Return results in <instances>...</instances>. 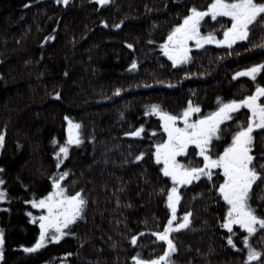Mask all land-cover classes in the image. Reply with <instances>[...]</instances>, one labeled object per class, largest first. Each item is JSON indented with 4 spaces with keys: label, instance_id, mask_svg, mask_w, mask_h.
Masks as SVG:
<instances>
[{
    "label": "trees",
    "instance_id": "1",
    "mask_svg": "<svg viewBox=\"0 0 264 264\" xmlns=\"http://www.w3.org/2000/svg\"><path fill=\"white\" fill-rule=\"evenodd\" d=\"M210 2L0 0V133L5 137L0 189L6 193L0 201L5 241L0 264H134V255L151 259L161 251L154 233L163 230L167 190L173 185L154 158L163 135L150 106L179 115L191 102L202 117L221 101L243 99L264 85V70L255 81L234 78L264 63V22L250 26L249 37L231 48L194 47L188 61L178 65L164 55L161 45L188 9L203 10ZM229 21L205 18L202 26L216 23L221 29ZM242 113L221 124L212 151L219 152L242 126ZM65 116L81 125V143L68 145L69 155L61 154L57 168L54 153L68 138ZM141 126L140 136L126 135ZM255 138L254 164L264 174V130ZM64 171L61 185L67 194L82 192L87 201L82 218L64 229L69 234L60 241L26 253L21 245L30 247L39 238V210L28 201L46 196L52 191L50 177ZM213 181L201 177L178 189L176 207L191 215L188 228L171 234L177 248L173 264L246 260L242 238L247 232L233 226L229 233L221 226L227 204L215 190L220 182L215 172ZM250 204L264 216V180L254 183ZM228 235L236 248L227 244ZM249 242L264 251V231L258 228Z\"/></svg>",
    "mask_w": 264,
    "mask_h": 264
},
{
    "label": "snow or ice",
    "instance_id": "2",
    "mask_svg": "<svg viewBox=\"0 0 264 264\" xmlns=\"http://www.w3.org/2000/svg\"><path fill=\"white\" fill-rule=\"evenodd\" d=\"M64 4L68 0H62ZM101 5L107 4L109 0H97ZM206 17H211L213 21L218 18H230V26L223 30V39H217L209 32L206 35L201 32L202 22ZM264 22V0H211L206 9H198L195 5L188 9V14L183 16L182 23L177 24L168 34L167 39L161 45L164 55L172 61L173 65L187 62L189 59V41L195 42V47L201 48L204 44H224L229 48L238 40H245L249 37L250 26L255 23ZM120 27V25H115ZM132 47L131 44L128 45ZM135 68V62L130 66ZM264 70V63L254 64L251 67L238 71L235 77L247 76L253 81L257 78V73ZM117 89V93H119ZM59 98L60 93H55ZM264 85L257 84L255 91L240 100L221 101L219 107L210 115H205L200 119L189 121V117L194 112H199V107H193L191 102L183 110L182 115H172L164 112L158 105H151V113L158 115L164 132L167 134V140L155 145V159L157 163L163 162L161 172L165 177H170L173 186L167 190V206L171 209L172 215L164 225L162 231L154 233L159 241L166 243L167 247L163 254L151 259L141 258L140 255L131 257L134 264H172L171 254L177 251V248L170 238V233L186 229L190 224V213H185L182 220L177 221L176 206L181 199V194L177 191L178 185L191 184L198 181L201 177H206L213 181V169L221 170L223 181L219 183L215 190L220 194L227 204V212L223 219L222 227L232 233V226L239 225L246 230L247 235L243 236L242 243L247 249L246 260L244 264H264V251L252 247L249 237L257 232V228L264 231V216L258 214V210L250 204L251 189L258 179L264 180V174L257 171L254 164L253 148V130L259 128L264 130ZM220 100V98H217ZM241 107H246L250 111L247 120V126H241L238 131L232 135L229 143L222 152L213 154V138H219L221 133V124L224 121L232 120L230 115ZM148 114L147 112L145 113ZM67 121L68 138L66 144L59 146L58 152L54 153L57 159L56 167L59 168L63 163V157H68V145H79L80 128L79 123H75L70 117L65 116ZM183 120L184 127L177 126V121ZM143 126L137 128L134 132L126 133L130 136H140ZM5 140L4 134L0 133V146ZM189 145H195L199 150L197 155L203 158L202 166H184L181 165L176 157L184 153ZM144 153L136 156V160L142 159ZM2 171V169H0ZM68 175L64 171L59 178L53 174L52 191L41 199L28 201L32 207L45 210V213L39 217V238L35 243L26 247L21 245L26 253H34L49 242H58L62 237L68 235L69 225L73 224L78 218H82L87 201L82 192H75L72 195L67 194L61 181ZM5 181L0 179V185ZM6 199V193L0 189V201ZM31 216V213H29ZM174 221H177L175 224ZM51 230V231H50ZM142 235V234H139ZM227 244L233 248L237 247L232 235L226 237ZM4 233L0 229V259H3ZM131 243L137 244V236L131 237Z\"/></svg>",
    "mask_w": 264,
    "mask_h": 264
},
{
    "label": "rangeland",
    "instance_id": "3",
    "mask_svg": "<svg viewBox=\"0 0 264 264\" xmlns=\"http://www.w3.org/2000/svg\"><path fill=\"white\" fill-rule=\"evenodd\" d=\"M209 18V20H212L211 19V17H206V20ZM229 20H230V18H229ZM220 22V21H219ZM217 26V27H216ZM230 26V21H229V24H228V26H226V27H229ZM226 27H221V29L219 28V25H217L216 23L215 24H211V26H208V25H206L205 27H203L202 25H201V32L203 33V34H207V33H209V32H212L215 36H216V38L217 39H220V40H222L223 39V30L226 28ZM215 45V46H221L222 47V45L223 46H227V45H224V44H215V43H210L209 45ZM205 45V44H204ZM195 47V42L194 41H189V51H190V49L191 48H194ZM172 62V61H171ZM173 64V63H172ZM178 65V64H177ZM249 68V67H248ZM245 69H247V68H245ZM242 108H245V110H247L248 111V117H249V115L251 114L250 113V111L246 108V107H241L240 109H238L236 112H233V113H231L230 115H232L233 117H236V113L239 111V110H242ZM183 114V111L179 114V115H182ZM205 116V115H204ZM203 117V116H202ZM201 116H199L198 114H195V112L194 113H192V115L189 117V121L191 122V121H193V120H196V119H200V118H202ZM234 119V118H233ZM237 119H234L233 120V122H235ZM158 121H160V128H161V131H162V135H163V139H162V141H161V143H163L165 140H167V134L164 132V130H163V127H162V124H161V120H160V117L158 116ZM228 121V120H227ZM223 123H225V121L223 122ZM177 126H179V127H184V122H183V120H178L177 121ZM67 127H68V124L66 123V136L68 137V133H67ZM257 129V128H256ZM239 130V129H238ZM237 130V131H238ZM255 130V129H254ZM2 133V132H1ZM215 138V137H214ZM213 138V139H214ZM231 139H232V136L230 137V141L228 142V143H226V145L225 146H223L220 150H219V152H222L223 151V149L229 144V143H231ZM3 146V145H2ZM2 146H0V153H1V148H2ZM155 151H156V149H155ZM199 150L196 148V146L195 145H189L188 146V149L184 152V153H181V154H179L177 157H176V160L181 164V165H184V166H192V167H196V166H202V164H203V158L201 157V156H199V155H197V152H198ZM213 152V154L215 155V154H218L219 152H217V151H212ZM155 153V152H154ZM155 158V157H154ZM155 161H156V159H155ZM157 162V161H156ZM158 164H160L161 165V168H163V162L161 161L160 163H158ZM213 172H215V173H217V175H218V179H219V183H221L222 181H223V176H222V171L221 170H217V169H213ZM170 178V177H169ZM171 179V178H170ZM172 181V180H171ZM172 185H173V181H172ZM181 186H185V185H178V187H177V191H179L178 189L181 187ZM226 203V202H225ZM166 205H167V199H166ZM168 207V206H167ZM228 207V206H227ZM37 210H39L38 211V223H39V217H40V215H42V214H44L45 213V210H42V209H39V208H36ZM226 212H227V210H226ZM185 213H182V212H179V210H178V207H176V217H177V221H180V220H182V218H183V215H184ZM171 215H172V212H171V209H169L168 208V215H167V217H166V219H165V221H163V224H162V229H163V227H164V225L168 222V219L171 217ZM225 215H226V213H225ZM177 221H174L173 223L175 224ZM233 226H237V227H239L240 228V226L239 225H233ZM232 226V227H233ZM240 229H242V228H240ZM258 229V228H257ZM39 231H40V229H39ZM51 231V230H50ZM246 231V230H245ZM175 232V231H174ZM173 233V232H172ZM172 233H170V238H171V234ZM167 247V245H166V243L165 242H163L162 241V247H161V251L160 252H158L157 254H155V256H153L152 258H154V257H156V256H159V255H162L163 254V251H164V249ZM171 256H172V254H171ZM173 264V263H172Z\"/></svg>",
    "mask_w": 264,
    "mask_h": 264
},
{
    "label": "flooded vegetation",
    "instance_id": "4",
    "mask_svg": "<svg viewBox=\"0 0 264 264\" xmlns=\"http://www.w3.org/2000/svg\"><path fill=\"white\" fill-rule=\"evenodd\" d=\"M242 112H243L242 113L243 116L245 117L242 126L246 127L247 126V120H248V111L245 110V108H242ZM233 118L236 119L237 117H233ZM234 119L228 120V121L233 122ZM259 130H260L259 128L253 130V147L256 144V139H257V138H255V135H256V133H258ZM253 151H254V149L252 148V154L254 156V152Z\"/></svg>",
    "mask_w": 264,
    "mask_h": 264
}]
</instances>
